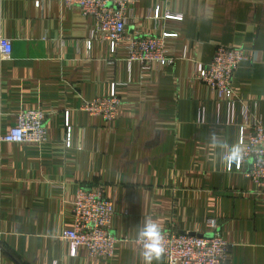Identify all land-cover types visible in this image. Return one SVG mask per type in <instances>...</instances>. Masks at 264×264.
I'll return each instance as SVG.
<instances>
[{
    "label": "crops",
    "instance_id": "0c3cea01",
    "mask_svg": "<svg viewBox=\"0 0 264 264\" xmlns=\"http://www.w3.org/2000/svg\"><path fill=\"white\" fill-rule=\"evenodd\" d=\"M38 2V3H37ZM126 39L116 54L92 37L94 20L62 0H0V36L11 41L0 58V264H143L137 231L202 235L216 219L228 243L224 264H264V189L243 170L225 166L240 129L264 122V0H133ZM155 10L182 20H155ZM177 31L171 65L149 71L128 63L127 37ZM90 42V47L87 43ZM219 45L244 50L234 72L233 110L194 77ZM118 87L120 113L111 121L80 108ZM45 112L42 144L1 140L24 109ZM204 122H197L199 110ZM64 111L71 144L65 146ZM245 162L243 168H247ZM79 188L112 199L113 257L70 254L59 237L73 221ZM153 264H166L162 255Z\"/></svg>",
    "mask_w": 264,
    "mask_h": 264
},
{
    "label": "built area",
    "instance_id": "2783aa9c",
    "mask_svg": "<svg viewBox=\"0 0 264 264\" xmlns=\"http://www.w3.org/2000/svg\"><path fill=\"white\" fill-rule=\"evenodd\" d=\"M66 5H74L85 16L94 20L91 36L110 44L111 52L119 51L120 43L126 39V10L133 0H62ZM38 3V2H37ZM155 20L181 21L180 13L155 10L151 16ZM178 37L177 31L160 30L155 34H137L127 37L129 43L124 46V53L129 64L138 62L145 71L150 70L152 62L171 65L168 44ZM90 47V42L87 43ZM12 51L11 41L0 36V58L6 59ZM246 59L243 49L232 46H217L209 64L195 67L194 77L204 83L218 100H225L230 105V115L234 107L235 93L231 87L234 72ZM118 87H128V83L111 84L107 95L97 96L82 102L80 108L97 115L105 121H111L120 113L122 96ZM45 112L40 108L19 111L15 124L10 126L2 141L8 143L42 144L46 141L44 128ZM65 146L71 144V125L69 111H64ZM197 122L203 123L202 109L197 115ZM242 158L236 163L237 170L249 177L258 189H264V122L251 125L248 129L241 127L238 142ZM247 162V168H243ZM232 168L227 167L228 170ZM72 224L64 227L59 237L70 246V254L76 255L80 246L86 248L90 255L109 259L114 255L116 238L110 232L114 216L113 201L99 189L79 188L75 194L72 209ZM208 232L202 235L178 234L161 230L163 235L164 257L166 264H224L228 255V243L223 238L216 219H209ZM136 243L141 247L140 242ZM0 241V255L2 252ZM1 257V256H0Z\"/></svg>",
    "mask_w": 264,
    "mask_h": 264
},
{
    "label": "clouds",
    "instance_id": "9594fccd",
    "mask_svg": "<svg viewBox=\"0 0 264 264\" xmlns=\"http://www.w3.org/2000/svg\"><path fill=\"white\" fill-rule=\"evenodd\" d=\"M213 143L226 148L222 153V159L226 167L230 168L233 163H239L242 158L241 148L238 145H224L213 139ZM137 239L140 242V254L143 264H153L159 261L164 254L163 235L159 226L154 222H145L137 231Z\"/></svg>",
    "mask_w": 264,
    "mask_h": 264
}]
</instances>
